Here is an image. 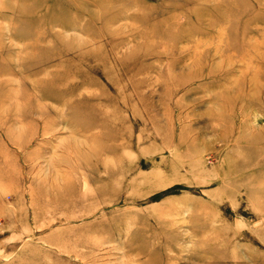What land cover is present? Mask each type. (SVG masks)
Listing matches in <instances>:
<instances>
[{
  "label": "rangeland",
  "instance_id": "obj_1",
  "mask_svg": "<svg viewBox=\"0 0 264 264\" xmlns=\"http://www.w3.org/2000/svg\"><path fill=\"white\" fill-rule=\"evenodd\" d=\"M0 264H264V0H0Z\"/></svg>",
  "mask_w": 264,
  "mask_h": 264
},
{
  "label": "bare ground",
  "instance_id": "obj_2",
  "mask_svg": "<svg viewBox=\"0 0 264 264\" xmlns=\"http://www.w3.org/2000/svg\"><path fill=\"white\" fill-rule=\"evenodd\" d=\"M37 8V7H36ZM34 6H32L31 8H30V12H31V14L29 15V13H26V12H24V16L25 17H32V16H34L35 14H34V12H33V10L35 11V9H36ZM33 18V17H32ZM227 20H230V19H227ZM225 21V20H224ZM227 22V21H226ZM229 22V21H228ZM228 25V24H227ZM225 26H226V24H225ZM227 28H228V26H226ZM249 31V29H245V31H244V34L245 33H247ZM219 33H220V31H219ZM250 32H248V34H249ZM212 34V33H211ZM213 36V35H212ZM245 36H246V34H245ZM250 36V35H249ZM244 37V36H243ZM245 38V37H244ZM245 40V39H244ZM243 40V41H244ZM245 42V47H248V46H250V45H252V44H248V43H246V41H244ZM196 44V43H195ZM254 47H256L255 45L252 47V48H254ZM243 48V47H242ZM248 50V49H247ZM216 51V50H215ZM235 51V50H234ZM244 51V50H243ZM93 58L94 59H98L97 57H85V56H82L79 60V63H86V61H89V60H93ZM91 66H93V65H91ZM133 70V68L132 67H129L128 69H127V73L128 72H130V71H132ZM63 74V76H60L59 77V80L62 82L64 79H67V77H69V75L67 74V72L65 71V72H63L62 73ZM123 74H125V73H123ZM67 75V76H66ZM80 75H82L81 73H78V76H80ZM55 82H57V81H55V79H53V81H52V83L53 84H55ZM120 82H121V80H120ZM124 86H126V85H129V81L128 82H125L124 84H123ZM135 86L137 87V88H140L141 86L140 85H138V82L136 81V83H135ZM114 87H115V84H114ZM117 87V86H116ZM136 93V92H135ZM135 93H134V98L136 99V101L137 100H146V101H148V98H147V96L146 95H141V94H137L136 96H135ZM135 101V102H136ZM8 155V154H7ZM8 157V156H7ZM9 159V158H8Z\"/></svg>",
  "mask_w": 264,
  "mask_h": 264
}]
</instances>
